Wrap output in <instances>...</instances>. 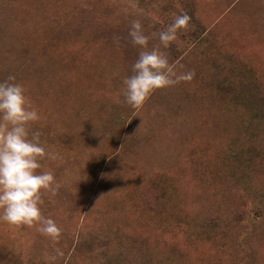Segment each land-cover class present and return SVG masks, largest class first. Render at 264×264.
I'll use <instances>...</instances> for the list:
<instances>
[{
	"label": "rangeland",
	"instance_id": "374dc122",
	"mask_svg": "<svg viewBox=\"0 0 264 264\" xmlns=\"http://www.w3.org/2000/svg\"><path fill=\"white\" fill-rule=\"evenodd\" d=\"M182 14L161 51L192 80L130 108L132 21L152 48ZM9 76L58 154L60 237L0 222V264H264V0H0Z\"/></svg>",
	"mask_w": 264,
	"mask_h": 264
},
{
	"label": "clouds",
	"instance_id": "9594fccd",
	"mask_svg": "<svg viewBox=\"0 0 264 264\" xmlns=\"http://www.w3.org/2000/svg\"><path fill=\"white\" fill-rule=\"evenodd\" d=\"M189 19L186 14L177 16L158 33L160 44L152 48L140 20L132 21L128 35L140 51L131 66L132 75L123 79L124 102L130 108H142L157 90L192 80L193 72H177L175 64L161 51L177 39V32L186 28ZM40 119L14 76L0 82V222L13 226L36 224L37 231L55 243L60 229L53 219L43 217L41 206L43 194L55 196L60 184L41 161H55L58 154L45 149L39 131L30 134V125ZM54 251L56 256L63 255L59 249Z\"/></svg>",
	"mask_w": 264,
	"mask_h": 264
}]
</instances>
